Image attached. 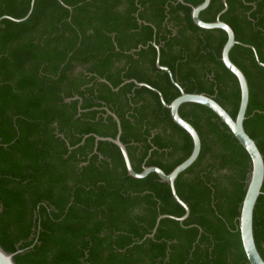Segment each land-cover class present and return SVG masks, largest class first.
Here are the masks:
<instances>
[{
    "label": "trees",
    "instance_id": "16d2710c",
    "mask_svg": "<svg viewBox=\"0 0 264 264\" xmlns=\"http://www.w3.org/2000/svg\"><path fill=\"white\" fill-rule=\"evenodd\" d=\"M203 0H35L23 21L0 23V244L17 264H251L239 216L251 170L247 150L211 108L186 102L180 114L202 140L197 160L176 180L189 205L183 221L170 184L155 172L128 174L121 149L95 134L121 139L133 167L167 173L193 150L170 103L187 92L213 96L236 117L241 89L222 61L227 33L195 24ZM221 19L264 62V0H227ZM31 0H0V17L25 16ZM223 0L200 16L216 20ZM237 43L231 59L244 71L250 101L244 125L264 155V66ZM79 96V98H75ZM88 135L85 139L84 137ZM84 139V141H83ZM264 258V184L254 213Z\"/></svg>",
    "mask_w": 264,
    "mask_h": 264
},
{
    "label": "water",
    "instance_id": "95a60500",
    "mask_svg": "<svg viewBox=\"0 0 264 264\" xmlns=\"http://www.w3.org/2000/svg\"><path fill=\"white\" fill-rule=\"evenodd\" d=\"M210 3L211 0H203L198 5L192 7L191 14L193 21L198 26L207 29L220 28L227 33V40L222 49V61L224 62L226 67L236 75L240 84L241 100L236 117H233L230 114V112L223 105H221L213 96H210L205 93L185 91L182 85L176 80L171 68L167 65L161 64L160 45L154 42L157 48V58H156L157 67L167 71L170 75L172 82L180 89V94L176 98H174L170 103L165 101L164 95L159 89L151 86L149 83L144 81H138L137 79H128L125 80L119 86L114 87L106 78H101L100 80L103 82H107L116 91L119 90L120 87L125 83H129L132 81L137 86H146L157 91L160 95L161 101L163 102L164 106L170 109L173 120L191 135L194 144L191 154L169 173H167L160 166L146 165V164L143 165V170L141 172H138L133 167L129 151L127 149V145L121 139V134L123 130L121 119L115 112L109 109H107L108 113L111 114L117 122L118 133L115 137L101 136L95 134L94 135L95 143H96L95 151H97L98 142L100 140H107L113 142L122 151L129 175L136 178H144L148 174L155 172L159 175L162 181H166L170 184L172 194L175 200L178 201L185 208V213L182 216H175L171 214H160L157 218L156 226L153 229V232L150 234V236H153L162 218L170 217L179 221H183L190 215L189 205L180 197V195L177 192L176 180L179 174L184 170H186L188 167H190L199 157L202 148V140L200 133L198 132L196 127L180 114L179 111L180 106L186 102H195L211 108L228 125L230 130L233 132L234 136L238 139V141L243 145V147L247 150V152L250 155L252 167L249 172V179L247 181L246 193L241 205V212L239 216V228H240L243 247L249 262L251 264H264V258L257 247L255 235H254V213L258 198L262 193V188L264 184V155L261 152L259 146L257 145L255 139L251 137V135L246 131L244 125V121L246 119L247 109L250 101V85L248 78L244 73V71L230 57V51L233 48V46L237 43H242V42L237 40L233 27L229 23L221 19V15L224 12H226L227 9L229 8V4L227 0H223L224 7L217 14L216 20L205 21L201 18L200 16L201 12L204 9H206L210 5ZM34 4H35V0H31L30 9L25 16L21 18H17L11 15H3L0 17V23L3 18H8L17 22L26 20L32 13ZM242 44L254 48L250 44H246V43H242ZM254 50L257 61L259 62L260 65L264 66V62L261 61L255 48ZM75 98H79V96H75ZM87 136L88 135H86L84 139ZM21 251L22 250L19 249L15 252H9L0 244V264H17V262L14 259V256Z\"/></svg>",
    "mask_w": 264,
    "mask_h": 264
}]
</instances>
